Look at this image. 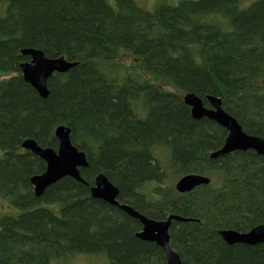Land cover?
<instances>
[{
	"label": "trees",
	"instance_id": "1",
	"mask_svg": "<svg viewBox=\"0 0 264 264\" xmlns=\"http://www.w3.org/2000/svg\"><path fill=\"white\" fill-rule=\"evenodd\" d=\"M110 1L0 0V200L14 209L0 219V264L78 254L165 264L158 245L136 237V219L91 196L99 174L120 204L147 218L188 220L169 230L183 264H264V243L229 245L219 233L264 225V157L249 150L212 159L227 132L195 120L184 101L194 93L208 107L207 96L218 97L244 132L264 139V0L246 8L181 0L150 11ZM27 48L77 63L49 79L46 99L22 77ZM59 126L86 154L85 184L64 177L36 196L31 178L46 164L22 144L57 150ZM163 150L166 165L156 156ZM188 174L211 183L184 194L169 184Z\"/></svg>",
	"mask_w": 264,
	"mask_h": 264
},
{
	"label": "water",
	"instance_id": "2",
	"mask_svg": "<svg viewBox=\"0 0 264 264\" xmlns=\"http://www.w3.org/2000/svg\"><path fill=\"white\" fill-rule=\"evenodd\" d=\"M21 54L29 58L20 66L21 74L26 83L32 86L44 99L49 96L48 81L56 73H66L77 65L64 58H47L40 50L27 48L22 49ZM210 108H206L203 100L194 93H187L184 97L185 103L191 110L195 120L207 118L220 127L224 128L228 135L223 147L211 154L212 159L220 158L233 152H246L252 150L264 157V139L249 135L244 132L238 121L226 112L222 107L220 98L208 96L206 99ZM71 130L65 126H59L55 130L58 140L57 150L43 148L33 139L23 142L22 147L43 160L46 170L42 174L31 178V184L36 196H41L45 190L64 177H71L85 184L80 169L89 167L84 152L79 151L70 140ZM210 178L199 174H188L181 177L175 184L179 193H189L197 187L210 184ZM91 196L103 200L116 208L123 210L128 215L142 224V231L137 237L143 241L156 243L164 252L165 264H183L179 255L170 247L169 230L173 221L186 222L185 218L170 215L166 220L155 221L135 211L132 207L120 204L117 200L119 190L109 181L104 174H99L90 188ZM223 240L229 244L242 243L247 245H258L264 243V225H259L247 233L235 230H224L220 233Z\"/></svg>",
	"mask_w": 264,
	"mask_h": 264
},
{
	"label": "rangeland",
	"instance_id": "3",
	"mask_svg": "<svg viewBox=\"0 0 264 264\" xmlns=\"http://www.w3.org/2000/svg\"><path fill=\"white\" fill-rule=\"evenodd\" d=\"M111 1H110V3H111ZM134 1H135V3H137V5L139 7L150 11V10L156 9L161 4H168V5L177 6L178 2L181 0H134ZM254 1L255 0H239L242 8L248 7ZM113 3H114V0H113ZM125 59L127 60L128 63H130L132 61L133 65L137 64V63H135L134 59L131 56L130 57L126 56ZM1 156H2V154L0 152V157ZM156 156L158 158H160V160H161L160 162L162 165L167 164V161L169 159V154L167 152H165L163 150V152L160 151L158 153V151H157ZM169 179H170L169 184L174 183L173 185H175V183L178 180V179L175 180V178H171V177H169ZM148 188H149V186H148ZM148 188H146V190H148ZM12 210H14V209L12 207H9L7 205L6 201L0 200V219L4 216H7L8 214H10V212ZM52 264H108V263L106 261V258H104L103 256H100V255H80V254H78V255L73 256L67 260L53 262Z\"/></svg>",
	"mask_w": 264,
	"mask_h": 264
},
{
	"label": "flooded vegetation",
	"instance_id": "4",
	"mask_svg": "<svg viewBox=\"0 0 264 264\" xmlns=\"http://www.w3.org/2000/svg\"><path fill=\"white\" fill-rule=\"evenodd\" d=\"M226 137H227V133H225V136H224V141L226 140ZM129 206V205H128ZM138 212V211H137ZM140 213V212H139ZM141 214V213H140ZM143 215V214H142ZM145 216V215H144ZM149 218V217H148ZM151 219V218H150ZM138 222H139V224H140V228H139V231L136 233V237H137V234L139 233V232H141L142 231V229H143V227H142V224H141V222L139 221V220H137ZM156 221H158V220H156ZM159 221H162V220H159ZM138 238V237H137ZM139 239V238H138ZM141 240V239H140ZM141 241H143V240H141ZM146 242H149V241H146ZM149 243H152V242H149ZM152 244H156V243H152ZM157 245V244H156Z\"/></svg>",
	"mask_w": 264,
	"mask_h": 264
},
{
	"label": "bare ground",
	"instance_id": "5",
	"mask_svg": "<svg viewBox=\"0 0 264 264\" xmlns=\"http://www.w3.org/2000/svg\"><path fill=\"white\" fill-rule=\"evenodd\" d=\"M213 97V96H212ZM216 98H218V97H216ZM215 153V152H214ZM213 154V153H212ZM224 156H226V155H224ZM223 157V156H222ZM223 231V230H222ZM222 231H220L219 233H221Z\"/></svg>",
	"mask_w": 264,
	"mask_h": 264
}]
</instances>
